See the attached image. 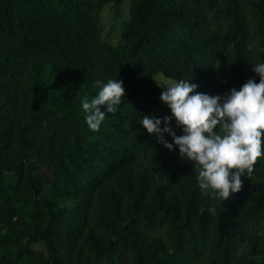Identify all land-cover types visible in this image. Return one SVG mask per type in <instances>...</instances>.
Listing matches in <instances>:
<instances>
[{
    "label": "trees",
    "instance_id": "16d2710c",
    "mask_svg": "<svg viewBox=\"0 0 264 264\" xmlns=\"http://www.w3.org/2000/svg\"><path fill=\"white\" fill-rule=\"evenodd\" d=\"M123 1L0 0V264H264V157L221 203L139 122L170 114L158 73L258 83L264 0H131L114 45L101 14ZM116 76L93 131L81 102Z\"/></svg>",
    "mask_w": 264,
    "mask_h": 264
},
{
    "label": "clouds",
    "instance_id": "9594fccd",
    "mask_svg": "<svg viewBox=\"0 0 264 264\" xmlns=\"http://www.w3.org/2000/svg\"><path fill=\"white\" fill-rule=\"evenodd\" d=\"M253 64L259 82L249 78L225 95L198 91L193 78L169 81L160 99L170 114L145 115L139 121L164 147L178 148L183 159L192 161L201 193L216 196L221 203L241 190V177L264 157V62ZM95 85L97 94L84 97L81 107L88 127L98 131L107 113L119 111L126 89L117 76L97 79Z\"/></svg>",
    "mask_w": 264,
    "mask_h": 264
},
{
    "label": "rangeland",
    "instance_id": "374dc122",
    "mask_svg": "<svg viewBox=\"0 0 264 264\" xmlns=\"http://www.w3.org/2000/svg\"><path fill=\"white\" fill-rule=\"evenodd\" d=\"M130 6L131 0H124L121 4L110 3L101 14L104 25L103 37L114 45L121 40L123 24L130 15ZM156 80L162 87L169 81H175L162 73H158Z\"/></svg>",
    "mask_w": 264,
    "mask_h": 264
}]
</instances>
